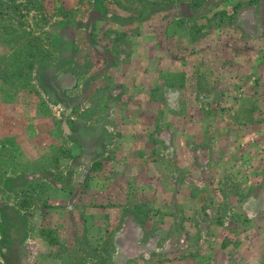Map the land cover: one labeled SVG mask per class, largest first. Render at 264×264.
<instances>
[{"label":"rangeland","instance_id":"1","mask_svg":"<svg viewBox=\"0 0 264 264\" xmlns=\"http://www.w3.org/2000/svg\"><path fill=\"white\" fill-rule=\"evenodd\" d=\"M0 264H264V0H0Z\"/></svg>","mask_w":264,"mask_h":264}]
</instances>
